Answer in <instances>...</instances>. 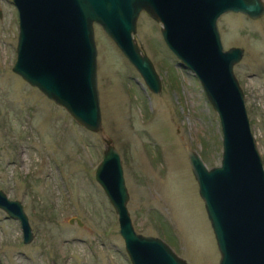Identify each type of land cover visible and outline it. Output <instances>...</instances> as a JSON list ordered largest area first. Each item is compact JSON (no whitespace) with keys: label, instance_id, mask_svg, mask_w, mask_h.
I'll use <instances>...</instances> for the list:
<instances>
[{"label":"rangeland","instance_id":"1","mask_svg":"<svg viewBox=\"0 0 264 264\" xmlns=\"http://www.w3.org/2000/svg\"><path fill=\"white\" fill-rule=\"evenodd\" d=\"M136 25L134 38L161 78V94L95 25L103 131L93 133L13 73L19 13L13 0H0V190L23 204L34 233L25 244L20 222L0 209L2 264H132L118 215L96 180L104 139L121 154L136 232L163 240L188 264H219L188 157L191 150L208 169L221 165L218 113L166 46L162 24L142 13ZM218 27L225 50L245 51L234 73L264 163V16L226 13ZM71 218L84 227L70 225Z\"/></svg>","mask_w":264,"mask_h":264},{"label":"water","instance_id":"2","mask_svg":"<svg viewBox=\"0 0 264 264\" xmlns=\"http://www.w3.org/2000/svg\"><path fill=\"white\" fill-rule=\"evenodd\" d=\"M19 13L13 73L64 108L89 132L103 131L95 25L103 28L154 94L162 82L134 35L142 13L162 24V37L180 65L192 71L218 113L221 165L208 169L188 150L192 172L214 232L219 264H264V163L251 130L245 94L234 73L245 51L224 49L218 20L226 13L264 16L263 0H13ZM96 180L119 218L132 264H188L163 240L136 232L128 209L121 154L104 139ZM20 201L0 190V209L21 224L24 243L34 238ZM70 225L84 227L79 218ZM0 264L2 262L0 261Z\"/></svg>","mask_w":264,"mask_h":264}]
</instances>
